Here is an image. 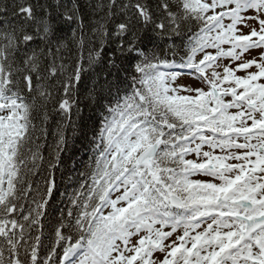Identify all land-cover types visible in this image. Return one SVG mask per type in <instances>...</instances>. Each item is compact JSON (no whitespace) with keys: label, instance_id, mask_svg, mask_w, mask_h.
Instances as JSON below:
<instances>
[{"label":"snow or ice","instance_id":"obj_1","mask_svg":"<svg viewBox=\"0 0 264 264\" xmlns=\"http://www.w3.org/2000/svg\"><path fill=\"white\" fill-rule=\"evenodd\" d=\"M81 85L94 164L46 238ZM0 264H264V0L0 5Z\"/></svg>","mask_w":264,"mask_h":264},{"label":"trees","instance_id":"obj_2","mask_svg":"<svg viewBox=\"0 0 264 264\" xmlns=\"http://www.w3.org/2000/svg\"><path fill=\"white\" fill-rule=\"evenodd\" d=\"M13 0H0V5H8L11 7ZM35 3V0H32ZM41 3L44 0H40ZM50 2H55V0H50ZM82 2H87V0H82ZM107 3L108 0H93V3ZM127 0H117V3H126ZM148 3L153 6L157 2V0H147ZM90 15V13H89ZM124 19L123 13L116 10V16L114 20L119 22ZM114 26V25H110ZM65 30H67V26H64ZM87 54L85 53V56ZM171 59V57H169ZM103 73H101V76ZM95 79V76H93ZM88 86H91L92 81L86 80ZM84 85H81V97H80V116L77 118L75 113L73 114V121L76 124L75 131L71 127L66 128V133L68 136V148L62 153L63 164L59 167L58 170L55 171V179L56 184L58 185L59 191L56 192L55 200L51 208L49 209L50 215L47 220H45V237H48L49 230L51 228L50 221L55 223L59 220L61 216V209H65L67 196H61L60 193L64 192L67 189L68 193L73 191L74 187H78L74 182L79 180V173L85 172L88 170L90 165L94 164V161L91 159L93 155L92 148L88 145L87 141L84 138V133H87L89 136L91 135L93 124L99 117V112L95 109L94 102L92 98L88 95L86 91H83ZM50 119L47 122H42L41 120H37L36 123L43 129H45L44 133L41 135L40 143L43 145L42 153L47 159L50 155V152L55 147V139L53 136V132L57 127V121L59 117H56L51 110V106H49ZM75 168V171H70ZM69 176L72 177V180H69ZM47 239H45V243H47Z\"/></svg>","mask_w":264,"mask_h":264},{"label":"rangeland","instance_id":"obj_3","mask_svg":"<svg viewBox=\"0 0 264 264\" xmlns=\"http://www.w3.org/2000/svg\"><path fill=\"white\" fill-rule=\"evenodd\" d=\"M255 54V53H254ZM157 255H159V254H157Z\"/></svg>","mask_w":264,"mask_h":264}]
</instances>
